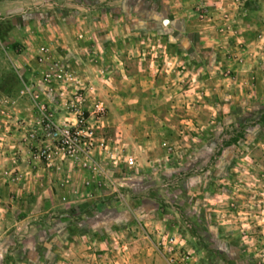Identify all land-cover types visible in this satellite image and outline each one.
<instances>
[{"label":"rangeland","instance_id":"obj_1","mask_svg":"<svg viewBox=\"0 0 264 264\" xmlns=\"http://www.w3.org/2000/svg\"><path fill=\"white\" fill-rule=\"evenodd\" d=\"M55 59L107 106L98 160L123 196L35 161L0 188V264H169L166 236L198 264H264V0H0V98L32 74L58 103Z\"/></svg>","mask_w":264,"mask_h":264},{"label":"built area","instance_id":"obj_2","mask_svg":"<svg viewBox=\"0 0 264 264\" xmlns=\"http://www.w3.org/2000/svg\"><path fill=\"white\" fill-rule=\"evenodd\" d=\"M42 49L40 59L47 60L49 49ZM59 63L60 59H55L47 69L41 71L42 80L56 93L58 103L44 98L35 85L25 83L20 91L31 100L33 112L30 118L13 117L10 109L14 100L9 97L0 98V115L5 116L10 125L13 124L14 129L20 132L18 139L25 145L30 160L48 166L60 165L65 161L78 165L93 176L99 175L95 178L103 179L99 183L109 182L111 193L122 197V190L98 160L101 155L109 157L110 161L114 159L111 140L100 134L107 106L96 95L94 85L82 81ZM124 159L128 164L133 163L131 156ZM86 183L89 184L90 179ZM165 240L169 264H198L188 252L176 251L174 236H166Z\"/></svg>","mask_w":264,"mask_h":264},{"label":"crops","instance_id":"obj_3","mask_svg":"<svg viewBox=\"0 0 264 264\" xmlns=\"http://www.w3.org/2000/svg\"><path fill=\"white\" fill-rule=\"evenodd\" d=\"M10 60L13 61V57L10 54ZM1 75V74H0ZM33 75L31 76L27 75L26 79L29 84L35 85L38 90H40L43 94L45 90V87L43 84H33ZM1 80V79H0ZM3 97H9L12 100H14V106H17V104H21V106L25 105V108L27 109V112L32 110L31 102L27 96H24L22 94L14 96H3ZM33 112V110H32ZM20 116V115H19ZM23 117V116H20ZM25 118V117H24ZM7 130V128H6ZM8 133H2L0 132L1 140L5 144V147L3 148V151L0 148V188L5 189H22V188H28L29 184L33 181L31 179H36L37 175L40 173H44L45 169L44 166L40 167V164L36 163L35 161H32L29 159L27 151L23 146L22 142H19V131L15 130L13 127V124L10 125L8 129ZM1 145V143H0ZM7 147V149H5ZM22 149V150H21ZM6 151L5 153H1ZM29 165L27 164L28 162ZM15 163V165L13 164ZM36 165H34V164ZM14 165V166H13ZM5 166V167H4ZM7 170H6V169ZM5 169V171H4ZM43 170V171H42ZM88 171H84L83 174L88 176ZM7 220V219H6ZM4 218H0V231H5L6 228L4 227ZM147 250H144L145 252Z\"/></svg>","mask_w":264,"mask_h":264}]
</instances>
